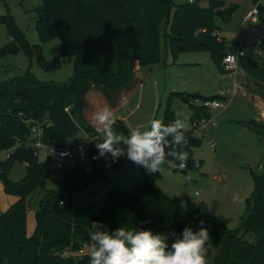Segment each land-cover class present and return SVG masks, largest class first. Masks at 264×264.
<instances>
[{"label":"trees","instance_id":"16d2710c","mask_svg":"<svg viewBox=\"0 0 264 264\" xmlns=\"http://www.w3.org/2000/svg\"><path fill=\"white\" fill-rule=\"evenodd\" d=\"M207 1L208 6L202 8L199 0L192 4H175L173 0H41L34 10V29L42 42L60 40L62 56L74 59L73 72L66 83H54L40 82L28 70L0 86V152H10L0 160V183L5 194L17 198L6 212L0 213V264H90L88 230L92 222H102L108 232L121 227L151 230L172 242L181 238L187 221L194 232L203 221L211 247L219 248L214 264H264V174L252 175L253 190L245 200L237 230L228 229L202 207L185 210L160 191L150 177H145L130 193L111 188L93 204H83L76 198L92 182L104 177L96 166H103L107 160L100 158L96 149L103 139L82 117L90 91L100 92L112 109L117 108L137 86L135 64L159 61L161 38L173 57L208 51L216 69L225 73L222 59L229 47L217 33L220 24L230 19L233 9L220 0ZM257 8L256 27H261L264 8L259 4ZM0 23L6 26L10 37L0 50V57L22 51L30 59L36 57L45 71L59 68L58 59L46 63L40 47L29 45L7 7ZM258 49L264 52V41L258 44ZM250 54L252 57L240 60V69L264 86V61L254 56L258 54ZM182 94L173 93L169 100L175 97L187 104L192 111L191 123L209 118L208 110L190 104ZM192 96L199 100L219 97ZM261 97L264 99V91ZM29 120L40 124L44 141L58 147H67L71 140H77L79 133H86L93 139L89 153L94 168L88 173H60L55 178L47 163L39 162L28 147L31 133L25 121ZM175 120L168 107L162 124L167 127ZM251 126L264 142V124L254 122ZM112 128L116 134L128 136L120 120H115ZM184 134L185 145L182 141L172 143L174 134L166 136L165 141L167 151L188 154L185 166L180 167L178 161L170 162L171 157L165 164L184 173L199 172L202 162L192 157V149L199 147L200 141ZM114 146L124 147L122 142ZM124 160L122 157L111 162L112 168H119ZM14 162L26 167L25 176L18 182L7 178ZM46 182L54 183L58 190H47L43 195L35 211L34 232L27 236L28 198L43 189ZM247 234L253 237L252 241L244 238ZM83 249L88 252L79 255Z\"/></svg>","mask_w":264,"mask_h":264},{"label":"rangeland","instance_id":"374dc122","mask_svg":"<svg viewBox=\"0 0 264 264\" xmlns=\"http://www.w3.org/2000/svg\"><path fill=\"white\" fill-rule=\"evenodd\" d=\"M227 8H232L233 13L227 22L220 24L218 38L224 40L228 47H242L247 58L258 47L253 44L264 38V26L257 27L256 21L246 24L244 17L256 5L264 8V0L252 3L251 0H220ZM10 3L13 18L31 46H39L41 55L46 63L58 59L60 66L53 71H45L36 57L28 58L22 51L17 54L0 57V86L11 78L24 75L30 71L40 82L66 83L73 72L74 59L63 57L59 39L42 42L34 29V10L40 6V0H5ZM175 4L181 0H173ZM202 8L208 6L207 0H199ZM3 1L0 0V15H5ZM9 35L6 26L0 23V50L8 44ZM259 42V41H258ZM259 50L257 56L264 61V55ZM264 54V52H263ZM137 77V86L124 103L118 105L119 110H111L102 94L96 90L90 91L87 97V109L82 113L83 121L96 128L104 138V125L94 120L104 107L112 111V117L120 120L127 129L128 135L132 130H150L153 119L163 120L164 112L169 109L176 119L185 123L181 129L189 133L194 139L200 141V146L192 149V157L200 160L202 166L199 172L184 173L174 170V166L164 164L157 173L147 174L145 169L138 167L126 158L117 169H103L104 177L92 182L76 196L83 204H93L101 198L107 190L116 188L120 191L132 192L145 177L153 178L155 186L176 201L187 211L202 207L209 214L217 206L224 210L219 218L230 230L239 228L241 216L245 211V200L252 193V175L264 174V142L259 140L252 131L251 121L264 123V99L261 97L264 86L261 82L248 76H238L243 82L241 87H233L232 79L225 74H220L215 68L208 51L177 54L173 57L166 48L164 39L160 40V59L158 62L138 65L134 70ZM221 99L224 104L222 110H209L206 126L198 129L192 128V111L187 104L175 97L173 93L182 95L192 105H200V100L194 94L208 96L218 90L225 89ZM245 89L257 96H253ZM222 92V91H221ZM77 120V119H76ZM113 130V128H112ZM115 133V131L113 130ZM116 134V133H115ZM77 138L86 137V133H79ZM215 144L212 149L210 144ZM4 157L0 156V160ZM177 169V168H176ZM26 174L25 164L14 162L8 169L7 178L11 182H18ZM55 178L58 174L54 175ZM47 190H58L52 182H46L43 189L33 192L28 198V216L36 211L39 201ZM192 229V224L187 221L183 229ZM183 232V230H182ZM242 236V234H241ZM182 237V235H181ZM183 238V237H182ZM181 238V239H182ZM246 240H253L247 234ZM219 248L210 247L206 257L207 264H214L213 260Z\"/></svg>","mask_w":264,"mask_h":264},{"label":"clouds","instance_id":"9594fccd","mask_svg":"<svg viewBox=\"0 0 264 264\" xmlns=\"http://www.w3.org/2000/svg\"><path fill=\"white\" fill-rule=\"evenodd\" d=\"M94 120L103 124L104 138L96 144L100 158L110 157L111 162L126 158L138 167L145 169L147 174L161 171L169 157L170 162H179L185 166L188 154L167 151L165 137L173 135L172 143H187L184 132L185 123L175 120L165 127L160 120L150 122V130H132L126 138L115 134L112 126L115 118L112 111L104 107ZM124 147H115L119 143ZM104 229L102 222H92L88 230L91 241L90 264H207L208 249L211 247L210 236L203 221L199 230L183 229L182 239L177 237L172 242L163 234H153L151 230L119 228L113 232Z\"/></svg>","mask_w":264,"mask_h":264},{"label":"built area","instance_id":"2783aa9c","mask_svg":"<svg viewBox=\"0 0 264 264\" xmlns=\"http://www.w3.org/2000/svg\"><path fill=\"white\" fill-rule=\"evenodd\" d=\"M183 3H194L195 0H181ZM258 16V8L257 5L247 13L245 16V22L246 24L250 22H255L256 17ZM253 53L259 54V49L256 47ZM246 51L240 47H234L229 48L223 59H222V68L223 70L230 74L231 76H235L237 71L239 70V63L240 60L245 57ZM224 91L220 93L219 97L223 95ZM221 99H214V100H200V105L202 108L206 110H222L224 109V104L220 102ZM29 125L30 133H31V141L28 144V147H30L34 153V155L37 157L39 162H45L47 163L49 169L55 173H69L73 171H77L79 173H88L93 168L94 165L90 161V143L93 141V139H88L87 137L85 139L83 138H76V141L71 140L69 143V146L67 147H58L54 144L47 143L44 141L42 129L40 127V124L35 123L31 120L25 121ZM208 123V119H198L195 120L192 123L193 129H198L199 127L206 126ZM211 148H215V144L212 142L210 144ZM10 152H0V156H3L4 158L8 157ZM106 161L102 167L103 169H110L112 168L111 162L108 161V158L106 157ZM88 252L87 250H80L78 252L79 255L85 254ZM68 253H65L67 255Z\"/></svg>","mask_w":264,"mask_h":264},{"label":"crops","instance_id":"0c3cea01","mask_svg":"<svg viewBox=\"0 0 264 264\" xmlns=\"http://www.w3.org/2000/svg\"><path fill=\"white\" fill-rule=\"evenodd\" d=\"M41 1V0H40ZM41 4V3H40ZM3 7H4V11L6 12V7L9 9V12H10V14L11 15H14L13 14V11H12V7H11V4L10 3H6L5 1L3 2ZM247 15V14H246ZM0 16H2V15H0ZM244 19H245V17H244ZM252 22H250V23H248V24H251ZM255 28H257L256 26H255ZM9 41H10V39H9ZM259 41V42H258ZM258 41H254L253 42V44H255L256 43V45H258L261 41H264V38L263 39H260V40H258ZM229 48H231V47H229ZM261 54H262V56L264 55L263 54V52H261ZM215 66V65H214ZM138 68V64H135V66H134V70H136ZM216 68V67H215ZM218 71V70H217ZM219 72V71H218ZM220 73V72H219ZM221 74V73H220ZM223 74H225L226 76H227V78L228 79H232V81H233V87L234 88H236V89H244L243 87H241V84L243 83V82H241V81H239V78H238V76H244L245 75V73L240 69V67H239V70L237 71V73H236V75L235 76H231L230 74H228V73H223ZM246 76V75H245ZM228 87H225V89H221V90H218L217 92H214V93H212V94H209L207 97H209V96H213V95H217V96H219L220 95V93H221V91L223 92V91H225V90H228V89H230L229 88V85H227ZM248 93H250V94H252L253 96H257V97H259L258 95H255V94H253L252 92H250L249 90H247V89H245ZM134 92V91H133ZM132 93V92H131ZM130 93V94H131ZM129 94V95H130ZM128 95V96H129ZM204 95V94H203ZM260 98V97H259ZM261 99V98H260ZM126 100V99H125ZM121 103H124V100L121 102ZM111 108V107H110ZM111 110H113V111H118L119 110V108L117 107V108H115V109H112L111 108ZM162 122V121H161ZM260 123H262V121L260 122ZM250 125H251V122L249 123ZM264 124V123H263ZM95 130H96V132H98V130L96 129V128H94ZM98 134H99V132H98ZM100 135V134H99ZM101 137V136H100ZM258 137V136H257ZM258 139L259 140H261L259 137H258ZM253 190V189H252ZM17 200V198L16 197H14V196H11V195H7V194H5L4 193V191H3V187H2V185H1V183H0V213H4V212H6L9 208H10V206L15 202ZM214 210L216 211V212H212V214L213 215H215V216H217V217H219V218H221V219H223L222 218V216H220V214L224 211L223 209H222V206H217V207H215L214 208ZM28 214H29V212L27 213V216H28ZM30 214H31V218L28 220V219H26V233H27V236H31L32 234H33V232H34V229H35V211L34 212H30ZM182 238V237H181ZM219 252V251H218Z\"/></svg>","mask_w":264,"mask_h":264},{"label":"water","instance_id":"95a60500","mask_svg":"<svg viewBox=\"0 0 264 264\" xmlns=\"http://www.w3.org/2000/svg\"><path fill=\"white\" fill-rule=\"evenodd\" d=\"M255 121H251V124H253ZM101 170H102V167H101V165H97L96 166V171L97 172H101ZM174 170H176V168H174Z\"/></svg>","mask_w":264,"mask_h":264}]
</instances>
